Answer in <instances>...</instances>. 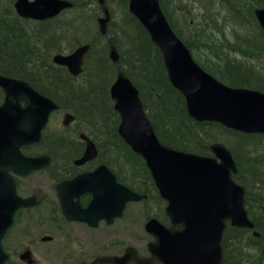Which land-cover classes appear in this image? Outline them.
I'll return each instance as SVG.
<instances>
[{
    "label": "trees",
    "instance_id": "1",
    "mask_svg": "<svg viewBox=\"0 0 264 264\" xmlns=\"http://www.w3.org/2000/svg\"><path fill=\"white\" fill-rule=\"evenodd\" d=\"M70 1L72 8L51 19L21 20L29 25L26 28L3 22L4 5L12 7L14 0H0V74L27 81L58 103L60 110L74 115V131L70 132L68 126L50 132L47 126L40 142L22 150L28 155L49 153L52 162L46 170L52 181H57L72 171V161L82 155L84 143L79 134L84 133L98 150L92 164L103 163L121 181H133L129 173L149 171L141 156L118 134L119 116L109 92L116 66L108 56L106 37L94 21L92 27L87 25L88 20L101 14V9L96 0ZM159 2L172 29L206 71L231 87L264 93V66L258 61L264 58V31L254 16V9L264 7V0ZM106 4L110 14L108 33L119 62L137 88L158 139L174 149L201 155H210V145L218 141L232 153L237 168L234 179L245 189L246 211L254 227L226 226L221 264H264V134L243 133L188 117L183 96L167 80L161 55L129 13L128 0H106ZM174 12L180 16V28ZM83 44L89 49L80 75L72 76L64 66L52 62L54 53L70 52ZM68 133L76 134V138ZM130 160L131 164L127 162ZM153 195L152 199L162 202L158 194ZM155 211L153 217L167 219L163 208L160 213Z\"/></svg>",
    "mask_w": 264,
    "mask_h": 264
},
{
    "label": "water",
    "instance_id": "2",
    "mask_svg": "<svg viewBox=\"0 0 264 264\" xmlns=\"http://www.w3.org/2000/svg\"><path fill=\"white\" fill-rule=\"evenodd\" d=\"M96 1L102 13L96 19L98 30L106 37L108 56L117 70L109 92L119 116L118 133L143 158L160 197L166 202L165 213L170 221L169 226L156 218L145 223V230L153 238L147 244L149 257H140L130 246L123 255L107 256L100 261L153 264L157 259L163 264H221V240L227 223L233 227L253 228L245 208L244 188L233 178L236 165L231 151L223 143L215 142L210 145L211 155H200L171 148L157 138L139 92L125 75L108 33L110 14L106 0ZM13 6L22 17L45 20L71 8L73 3L69 0H16ZM128 11L158 49L167 80L182 94L190 118L216 122L244 133L264 134V93L228 86L205 71L170 26L159 0H128ZM254 15L264 31V7L255 8ZM88 49L89 45L84 44L69 53H55L52 62L77 76L82 72ZM0 88L4 93L0 103V264H4L8 255L1 240L12 225L15 211L37 205L44 197L41 191L20 197L13 174L26 176L46 168L51 162L48 153L30 156L24 154L21 147L41 140L49 115L59 106L28 82L15 77L0 74ZM73 119V114L64 113L62 125L68 126ZM79 136L85 148L75 160L77 165L97 155L94 142L84 133ZM101 180L103 185L96 184ZM56 189L68 219L93 225L101 218L111 223L115 217L122 216L127 202L146 197L117 183L115 175L103 164L58 183ZM83 192L93 194L85 209L73 201Z\"/></svg>",
    "mask_w": 264,
    "mask_h": 264
},
{
    "label": "flooded vegetation",
    "instance_id": "3",
    "mask_svg": "<svg viewBox=\"0 0 264 264\" xmlns=\"http://www.w3.org/2000/svg\"><path fill=\"white\" fill-rule=\"evenodd\" d=\"M74 160L72 161V171L67 172L63 178L57 181H52V193L54 195L53 200L46 204L48 198H50L51 195L45 192V199L42 203L29 208H19L15 212L13 224L2 239L3 248L9 254L8 260H12V258L15 257L13 251L10 248H6L7 240L11 238L14 229L20 227L21 222L25 223L26 225H30L34 222H37L38 220L43 221L46 218L47 222L51 225V229L47 231V235L42 236L39 239V242H46L53 246L49 250V255L53 258L55 264H110L108 262H101L100 259L107 256H120L128 245H132H126L124 243L121 230L123 226L125 227V223L122 226L121 221L122 218L125 217L128 208L137 207V210L134 212V214L130 216L132 218H136L140 215V213L145 215L146 210L144 208L149 207V204L152 205L149 212H146L144 224L152 216L154 210H156V204H151V199L153 193L157 195V189L150 174L138 172L129 173L128 175L133 178V181L129 180L128 182H124L120 180L119 175L114 173L118 183L131 188L137 193H146L147 197L141 201L128 202L126 204L123 216L114 218L111 223L107 222L105 218L99 219L95 225L88 223L87 221L68 219L63 213L56 185L59 182L72 180L85 172H91L100 164H92L91 161H89L84 164L77 165L74 163ZM29 175H32V173ZM23 179L25 178L16 179L17 192L20 196L27 197L36 192V190H39L37 188L29 192L24 191L23 188L25 184L22 182ZM96 184L103 185L104 183L101 180L96 182ZM92 199V193L83 192L77 198H74L73 201L78 202L80 208L85 209ZM163 204V208H165V203L163 202ZM44 205H47V208L45 210H40ZM130 211L131 209L129 212ZM134 220L135 219L131 220L130 223H133ZM162 223L165 226H169L168 219H165L162 221ZM146 236H148L149 239L145 244V252L141 251L139 246L133 245L137 249L139 255L144 257L150 256L149 252L147 251V244L152 239V237L147 233ZM35 250H38L35 244H27L24 247V251L18 255L19 258H23L20 259L21 262L23 264H39L38 257L35 256L38 253L35 252ZM46 258L47 257H44L43 262L40 264H44ZM153 264L163 263L155 259Z\"/></svg>",
    "mask_w": 264,
    "mask_h": 264
},
{
    "label": "rangeland",
    "instance_id": "4",
    "mask_svg": "<svg viewBox=\"0 0 264 264\" xmlns=\"http://www.w3.org/2000/svg\"><path fill=\"white\" fill-rule=\"evenodd\" d=\"M90 8V7H89ZM88 8V9H89ZM100 15V14H99ZM96 17V16H95ZM95 17H93V19L88 20L87 21V25H90V27L93 26V21L96 23V19ZM174 18L175 21L177 23L178 28L181 27V22H180V16L178 15V13L174 12ZM89 19V18H87ZM25 24V23H24ZM32 25V24H31ZM24 26H26V28H29L28 24H25ZM98 29V27H97ZM198 55H201V51L197 50ZM259 63H261L264 66V58H259L258 59ZM1 92V91H0ZM2 97L3 95L0 94V102L2 101ZM145 110V109H144ZM65 113V111H59L55 114V116L53 117V119L50 120L49 122V129L50 132L54 131V130H60V128H66L63 127L62 125V118H63V114ZM73 123L70 125L71 127L70 132L74 131V126H72ZM69 135H73L76 138V134H71L68 133ZM37 149V148H32ZM129 164H131V160L127 161ZM129 169V168H128ZM24 185L23 190L24 191H31L34 189H41L44 192H47L49 195H51L50 198H48L46 204H48L51 200L54 199V195L52 193L53 189H52V178H50V172L47 170H41L38 172L33 173L32 175H30L29 177H26L25 179L22 180ZM154 197V195L152 196ZM151 204L154 203L156 204V213H160L163 206L162 202H158V199H151ZM138 206V204H137ZM151 206L149 204V207H145L144 209L145 211V215L146 212H149V210L151 209ZM47 208V205H44L40 210H45ZM131 209V211L129 212V210ZM161 209V210H160ZM137 210V207H133V208H128L127 213L125 215L124 218H122V226L125 223V227L123 226L121 228L122 230V237L124 238V243L127 244H132V245H136L139 246L141 251L145 252V244L148 241V236H146V233L144 231V220H145V215L141 214L136 217V218H132L130 216H132L134 214V212ZM44 215V214H42ZM41 219V218H40ZM134 220L133 223H130L131 220ZM20 227H17L14 229V232L11 235V238L9 240H7V246L6 248H10L15 257L12 258V260H10L9 262H7V264H23L21 262L20 259L23 258H19V254L22 253L24 251V247L27 244H35L36 248L38 250H35V252H37L38 254H36L35 256L38 257L39 260V264L41 262H43L44 257H47L45 259V263L44 264H55V261H53V258L50 257L49 253H50V249L53 247L51 246L49 243L46 242H39V239L42 236L47 235V231H49L51 229V225L47 222V219L45 218V220L43 221H37L34 222L33 224L30 225H26L25 223L21 222ZM137 233V235H136ZM137 236V237H135ZM140 243V245H139Z\"/></svg>",
    "mask_w": 264,
    "mask_h": 264
},
{
    "label": "bare ground",
    "instance_id": "5",
    "mask_svg": "<svg viewBox=\"0 0 264 264\" xmlns=\"http://www.w3.org/2000/svg\"><path fill=\"white\" fill-rule=\"evenodd\" d=\"M16 0H14V2H15ZM14 2H13V4H12V7H8V6H6V5H4L5 6V11H4V14H3V17H2V19H3V22H6L7 24H11L13 27H17V26H23V25H25L26 24V22H24L25 20H27V21H31V22H37V21H43V20H35L34 18H30V17H22L21 15H19L17 12H16V10L14 9ZM21 20H24L23 22L21 21ZM47 20V19H46ZM25 23V24H24ZM2 75H4V74H2ZM7 76V75H6ZM16 78V77H15ZM17 79H20V78H17ZM21 80H23V79H21ZM25 81V80H24ZM27 82V81H26ZM30 84V83H29ZM32 86V85H31ZM34 88V87H33ZM35 89V88H34ZM0 90L2 91V89L0 88ZM36 90V89H35ZM37 91V90H36ZM39 92V91H38ZM2 93H3V91H2ZM40 93V92H39ZM1 95H3V98H4V93L3 94H1ZM44 96H46V95H44ZM2 101H3V99H2ZM1 101V102H2ZM13 177L15 178V179H17L18 178V175H16V174H14L13 175Z\"/></svg>",
    "mask_w": 264,
    "mask_h": 264
}]
</instances>
